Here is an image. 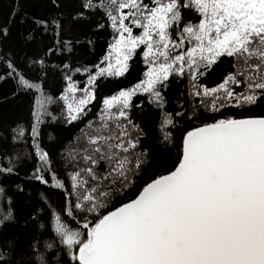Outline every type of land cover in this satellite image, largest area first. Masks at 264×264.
Masks as SVG:
<instances>
[{"label": "snow or ice", "instance_id": "snow-or-ice-1", "mask_svg": "<svg viewBox=\"0 0 264 264\" xmlns=\"http://www.w3.org/2000/svg\"><path fill=\"white\" fill-rule=\"evenodd\" d=\"M30 4L40 12L29 13ZM14 5L9 20L0 21V66L9 69L0 80L16 75L3 47L12 24L27 27L22 35L43 32L51 25L48 16L69 5L77 21L85 10L101 13L107 25L96 28L110 26L113 32L94 73L63 64L58 97L23 76L16 80L22 92L40 93L31 125L36 163L27 180L65 200L66 219L52 214L47 226L56 245L41 252L33 244L35 264H264V0H14ZM64 50L71 48L61 43ZM137 55L146 67L143 78L103 98L96 119L89 120L98 79L125 77ZM82 71L88 78L80 88L67 73ZM173 81L191 87L187 104L181 100L168 112L166 92ZM137 97L143 99L136 103ZM145 104L164 112L154 147H142L145 134L133 118L134 110L143 115ZM48 105H61L60 116ZM44 116L65 127L86 125L61 158L64 178L41 146ZM14 172L0 166V177ZM141 180L143 186L134 190ZM120 197L129 198L115 207ZM0 217V224L11 220V207H0ZM15 257L14 248L0 247V264H16Z\"/></svg>", "mask_w": 264, "mask_h": 264}, {"label": "trees", "instance_id": "trees-1", "mask_svg": "<svg viewBox=\"0 0 264 264\" xmlns=\"http://www.w3.org/2000/svg\"><path fill=\"white\" fill-rule=\"evenodd\" d=\"M73 2L74 0H69V4ZM14 7V0H0V21H8ZM26 8L29 13L40 12L38 5L30 4L26 5ZM48 19L51 25H45V31L29 35H22L27 32V27L12 24L11 35L3 45L7 59L14 60L16 75L0 80V166L12 167L15 172L10 176L0 177V188L3 189L0 192V207L10 206L12 209L11 220L0 224V247L15 249L16 264H35L36 253L32 249L33 244L37 245L41 252L47 244L56 245L57 238L47 227L52 214L61 215L62 219H66L62 215L65 207L63 195L42 184L27 180L28 173L36 163L33 158L31 125L35 123L33 108L39 109L35 99L40 93L33 96L27 91L22 92L17 87L16 80L23 76L29 83L38 84L45 94L58 97L64 87L62 77L66 74L63 64L70 63L73 67L87 66L94 73L96 69L93 66L99 64L106 55L113 36L110 26L96 28L100 23L107 25L106 18L99 12L85 10L77 21L74 9L64 5L60 12H52ZM61 43L70 46L71 51H61ZM34 62H37L36 70L32 67ZM130 65V71L123 78L98 79L97 100L91 106L89 120L96 119L103 98L114 95L121 89L131 88L143 78L146 67L140 55H137ZM7 73L9 69L0 66V76ZM67 74L73 76L80 88L84 87L87 73L82 71L79 74ZM216 75L214 73L210 79H216ZM190 87L187 81L172 82L171 88L166 92L169 103L165 107L168 112L177 110L181 100L187 104V92ZM32 91L35 92V89ZM141 99L143 97H137L135 102L139 103ZM60 107L61 105H48L49 110L58 117ZM141 111L143 115L134 110L133 118L145 134L141 138L142 147H154L164 112L152 109L147 104ZM255 112L259 114L260 110L256 109ZM43 120L44 123L39 125L41 146L55 162L53 168L64 178L65 170L61 168V158L81 135L78 129H86V125L81 122L76 126L65 127L62 122L53 123L48 116H44ZM21 131L24 133L23 137L17 136ZM171 162H175V149L172 151ZM154 170L155 168L151 169L149 175ZM142 186L143 181H137L134 190ZM129 197L134 198L131 193ZM129 197L118 198L114 206L118 207L127 202ZM41 224H44L45 228H41ZM72 227H76L75 223H72Z\"/></svg>", "mask_w": 264, "mask_h": 264}, {"label": "water", "instance_id": "water-1", "mask_svg": "<svg viewBox=\"0 0 264 264\" xmlns=\"http://www.w3.org/2000/svg\"><path fill=\"white\" fill-rule=\"evenodd\" d=\"M120 206V205H119Z\"/></svg>", "mask_w": 264, "mask_h": 264}]
</instances>
